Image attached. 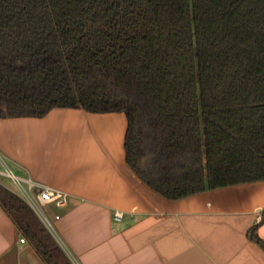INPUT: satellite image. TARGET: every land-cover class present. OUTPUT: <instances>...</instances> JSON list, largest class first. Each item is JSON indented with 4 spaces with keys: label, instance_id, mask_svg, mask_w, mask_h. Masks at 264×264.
Wrapping results in <instances>:
<instances>
[{
    "label": "trees",
    "instance_id": "obj_1",
    "mask_svg": "<svg viewBox=\"0 0 264 264\" xmlns=\"http://www.w3.org/2000/svg\"><path fill=\"white\" fill-rule=\"evenodd\" d=\"M53 108L124 113L126 163L166 199L264 180V0H0V117ZM0 204L73 264L1 184Z\"/></svg>",
    "mask_w": 264,
    "mask_h": 264
},
{
    "label": "crops",
    "instance_id": "obj_2",
    "mask_svg": "<svg viewBox=\"0 0 264 264\" xmlns=\"http://www.w3.org/2000/svg\"><path fill=\"white\" fill-rule=\"evenodd\" d=\"M127 125L122 112L82 108L0 117L6 167L67 193L47 208L73 264H264V180L166 199L126 163ZM21 237L0 204V264H46Z\"/></svg>",
    "mask_w": 264,
    "mask_h": 264
},
{
    "label": "built area",
    "instance_id": "obj_3",
    "mask_svg": "<svg viewBox=\"0 0 264 264\" xmlns=\"http://www.w3.org/2000/svg\"><path fill=\"white\" fill-rule=\"evenodd\" d=\"M0 165L5 167L4 170L0 169V175L3 174L12 179L16 183L19 192L17 194L21 196L27 204L37 213L43 224L49 231H53V225L49 217L42 210V208L53 205L57 208H61L67 205L68 196L67 193L54 188L49 185L40 184L35 182L30 177H21L11 172L4 163V160L0 157ZM121 212L116 211L115 218L121 217ZM56 218H59L57 215ZM262 215L258 214L257 220H261ZM21 243L26 242L25 237L20 238Z\"/></svg>",
    "mask_w": 264,
    "mask_h": 264
},
{
    "label": "rangeland",
    "instance_id": "obj_4",
    "mask_svg": "<svg viewBox=\"0 0 264 264\" xmlns=\"http://www.w3.org/2000/svg\"><path fill=\"white\" fill-rule=\"evenodd\" d=\"M0 157L5 161L4 163H6V160L4 157H2V155H0ZM0 169L4 170L5 167L3 165H0ZM0 182H2L3 184H5L6 186L10 187L11 189H13L16 193L19 192V189L16 185V183H14V181L10 178H8L7 176L1 174L0 175ZM42 210L46 213V215L49 217V219L52 222L53 216H51L50 212H49V208L44 207L42 208ZM36 213V212H35ZM37 214V213H36ZM38 216V215H37ZM39 217V216H38ZM40 218V217H39Z\"/></svg>",
    "mask_w": 264,
    "mask_h": 264
}]
</instances>
